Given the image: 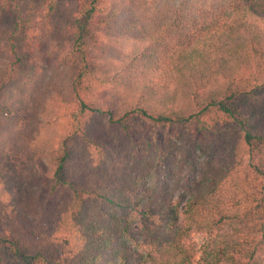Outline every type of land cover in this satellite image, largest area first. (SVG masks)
I'll use <instances>...</instances> for the list:
<instances>
[{"label":"trees","instance_id":"trees-1","mask_svg":"<svg viewBox=\"0 0 264 264\" xmlns=\"http://www.w3.org/2000/svg\"><path fill=\"white\" fill-rule=\"evenodd\" d=\"M37 11L0 0V264H264V0Z\"/></svg>","mask_w":264,"mask_h":264},{"label":"rangeland","instance_id":"rangeland-1","mask_svg":"<svg viewBox=\"0 0 264 264\" xmlns=\"http://www.w3.org/2000/svg\"><path fill=\"white\" fill-rule=\"evenodd\" d=\"M22 9H26L27 11V15L29 16V18L34 19V24L37 28H45L43 21L41 19V14L37 11L38 7L45 2L46 0H17ZM74 5H75V0H57V14L56 16L53 18V22L54 25L56 27H58L60 24H58L61 18H63L66 14H68L69 12L73 11L74 9ZM33 25V23H32ZM60 33L55 30L54 32H50L49 35H47L46 37L43 38L42 42L38 43L36 42L35 44H40L39 46H37V48L34 50V52L31 53V55H37L39 57H45L47 54V50L49 49V47L51 46V44H56L59 40ZM45 39H50V42H47ZM24 45L27 46V43H24ZM29 53L26 55V57H28ZM48 58V57H47ZM21 72H24L25 74H29L30 73V67L29 65H27V63H24L21 66ZM66 123V119L62 118L61 119V124L60 127L61 129L64 127ZM162 132H159V136H161ZM124 137V136H123ZM32 238V237H31ZM200 238L195 235L194 236V241L195 242H199Z\"/></svg>","mask_w":264,"mask_h":264}]
</instances>
